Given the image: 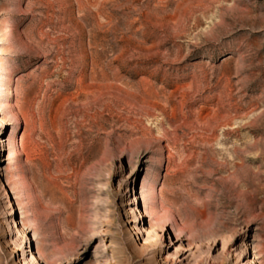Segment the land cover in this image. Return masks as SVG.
<instances>
[{
  "label": "rangeland",
  "instance_id": "obj_1",
  "mask_svg": "<svg viewBox=\"0 0 264 264\" xmlns=\"http://www.w3.org/2000/svg\"><path fill=\"white\" fill-rule=\"evenodd\" d=\"M0 264H264V0H0Z\"/></svg>",
  "mask_w": 264,
  "mask_h": 264
}]
</instances>
